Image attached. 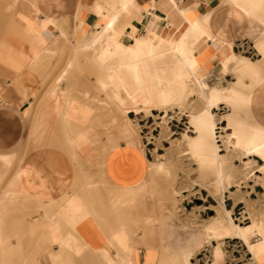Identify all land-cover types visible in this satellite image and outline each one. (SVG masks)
<instances>
[{
	"label": "crops",
	"instance_id": "1",
	"mask_svg": "<svg viewBox=\"0 0 264 264\" xmlns=\"http://www.w3.org/2000/svg\"><path fill=\"white\" fill-rule=\"evenodd\" d=\"M15 9L14 19L0 21V251L17 253L10 262L0 253V264H26L19 251L36 248L46 217L60 254L84 251L71 264H181L183 255L190 262L207 245L205 227L186 228L161 208L153 219L152 203L132 195L149 160L138 140L118 128L123 114L102 85L108 74L119 81L126 72L119 59L132 55L107 46L162 42L166 31L177 36L194 22L197 72L215 77L235 70V49L244 47L250 64L239 81L248 98L233 115L264 131V0H18ZM243 154L240 146L228 157L236 182L264 163ZM234 158H246V166L235 167ZM231 196L243 200L239 190ZM73 198L86 203V212L64 231L62 217L72 219L73 210L56 209ZM117 201L128 204L116 207ZM252 222L251 232L264 237V223ZM229 233L225 225L217 236Z\"/></svg>",
	"mask_w": 264,
	"mask_h": 264
},
{
	"label": "rangeland",
	"instance_id": "2",
	"mask_svg": "<svg viewBox=\"0 0 264 264\" xmlns=\"http://www.w3.org/2000/svg\"><path fill=\"white\" fill-rule=\"evenodd\" d=\"M17 1L0 0V21L6 24L14 19ZM6 27L8 26L6 25ZM235 53L239 57L247 55L246 52L244 53V47L242 46L237 47ZM228 73L227 76L215 77V74L210 72L207 74L206 84H208V87H212V84H214L213 86L224 89L235 86L240 90L239 75L237 79L234 71ZM214 82L218 84L216 85ZM106 89H109L110 94H112L110 87ZM110 94L108 98L116 101L117 99L111 97ZM200 108V97L194 92L183 100L182 104L166 109L150 110L149 113L131 112L128 117L121 111L123 117L118 123V128L121 127L120 129L125 131L127 135L138 140L139 146L146 153L149 160L148 175L132 195L146 197L152 203L153 219L159 213L160 208L162 210L167 209L172 211L178 221L186 228H206L212 226L215 220L222 217L220 194L215 186L211 187L209 185V183L213 184L211 181L214 180L213 172L209 171L207 166L198 167L197 163L192 162L191 152L188 151L187 146L184 147V144L177 142L183 135L189 138L196 137L195 126L190 123L189 118ZM230 113L231 108H224L222 105L219 106L213 117L215 128L213 138L217 153L220 155H226L228 151H231L235 142L234 138L227 137L232 132L231 128L228 127V120L226 122L221 117ZM239 116L244 117V112H239ZM244 123L247 124V122ZM240 160L242 162L234 158L232 160L233 165L236 167L241 164L245 167L244 163L248 160L246 158ZM254 160L257 165H261L257 159ZM159 163L165 164L162 169H156ZM245 172L246 175L243 174L242 179L231 184L235 186L229 185L228 188L231 186L229 191L227 188L223 192L222 207L230 213L229 216L233 224L246 228L247 241L257 245L259 244L257 240L261 239L255 236V232L251 233L250 225L253 223H251L252 219L264 223V172L259 170H246ZM232 173L235 176L233 170ZM244 176L246 179L249 178L246 182H244ZM233 180H235V177ZM100 186L109 195L108 192H111V189L107 183L101 185L100 182ZM10 187L16 188L15 180L10 183ZM237 190L243 196L241 201L231 196ZM80 204L81 207L78 212H68L73 216L72 219L62 217L61 223L64 231L68 229L67 225L70 224V221L74 225L76 221L81 219V215L86 212V203L81 202ZM126 204L128 203L124 201L114 203L116 207H123ZM57 207V213L59 210L66 211L63 204ZM49 224L51 223L46 217L44 225L41 227L40 236H38L35 243L36 248L19 251L20 259L24 257L26 264L36 263L39 260L42 263L71 264L74 258L83 256L84 251L77 256L64 251H61L60 254L59 245L54 239V234H49ZM121 233L124 235L121 231L120 236ZM217 238H214L215 242L205 245L204 249L190 260V264H255L246 244L242 239L232 234L231 230L227 238ZM123 242V244H120V248H122V252H125V247H127L125 235ZM52 245H57L58 250L50 249ZM2 252L3 255H6L4 258L7 259V262H10L12 257L16 258L17 251H0V253ZM74 252L79 254L80 249L76 247ZM122 255L124 256V254ZM171 263L173 264V260Z\"/></svg>",
	"mask_w": 264,
	"mask_h": 264
},
{
	"label": "bare ground",
	"instance_id": "3",
	"mask_svg": "<svg viewBox=\"0 0 264 264\" xmlns=\"http://www.w3.org/2000/svg\"><path fill=\"white\" fill-rule=\"evenodd\" d=\"M127 5L128 3L122 5L124 11H126ZM108 30H110V27L107 26L106 32ZM199 33L200 26L194 22H188L185 29L177 36L174 32L166 31L162 37V42H155V40L154 42H138L126 47L116 41L109 42L107 46L109 49H120L122 55L130 53L132 56L119 59L120 65L126 67V72L120 73L119 81L114 82V75L108 74L102 85L104 89L109 87L112 89L110 96L117 99V108L124 114L128 111L149 113L151 109H166L182 104L183 100L194 92L199 95L201 108L189 118L190 123L195 126L197 135L195 134L196 137L192 138L183 135L181 139L176 141L184 144V147L185 145L187 146L188 151L191 152V156H189L192 162L197 163L198 167L207 166L209 171L213 172L214 180H211L213 184L209 183V185L211 187L215 186L220 194L222 217L215 220L212 226L205 228L206 244L210 243L211 238H217V233L227 225L231 233L242 239L244 244H246L248 252L252 256V261L255 264H259L264 260V237L261 238L255 230V236L260 237L262 243L257 245L249 243L245 234L246 228L233 224L229 216L230 213L222 207L223 192L229 185L234 183L235 180L233 178L236 176L233 175L232 167L228 160L230 151L226 155L217 153L213 138V130L215 129L213 117L220 105H223L224 108H231L232 113L230 115L225 114L221 117L228 120V127L232 129L231 134L227 137L235 139L233 149L243 146L244 157L254 155L259 156L264 161V131L250 123L245 124L235 119L236 116L233 115V111H236L242 103L246 102L248 97L245 94L243 95L235 86L224 89L212 84V87H208V84H206L207 74L200 71V73L197 72L193 52L196 50L194 44L197 37L195 35ZM237 57V63L236 65L234 64V73L240 77L244 75L245 70H248L244 67V64L250 63L244 57ZM161 69H163L162 73ZM166 69L168 70L167 75L165 74ZM90 97L92 96L90 95ZM164 165V163H159L156 169H162ZM257 168L259 171L264 172V163ZM81 202L77 198L68 199L63 203V206L67 212L71 210L78 212ZM252 230L251 226L250 231ZM124 235L121 233V237H124ZM190 258L191 255H183L179 261L181 264H190Z\"/></svg>",
	"mask_w": 264,
	"mask_h": 264
}]
</instances>
